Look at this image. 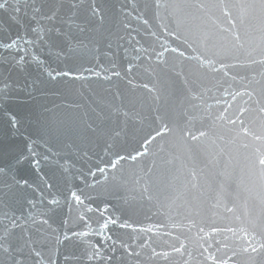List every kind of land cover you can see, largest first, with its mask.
Wrapping results in <instances>:
<instances>
[{
    "label": "snow or ice",
    "instance_id": "6c2138e0",
    "mask_svg": "<svg viewBox=\"0 0 264 264\" xmlns=\"http://www.w3.org/2000/svg\"><path fill=\"white\" fill-rule=\"evenodd\" d=\"M0 264H264V0H0Z\"/></svg>",
    "mask_w": 264,
    "mask_h": 264
},
{
    "label": "water",
    "instance_id": "95a60500",
    "mask_svg": "<svg viewBox=\"0 0 264 264\" xmlns=\"http://www.w3.org/2000/svg\"><path fill=\"white\" fill-rule=\"evenodd\" d=\"M140 82H143V81H140ZM81 83L82 82L77 81V82L68 83L66 85L67 89L70 92V95H68L67 100H65L63 97H56V96L51 94V93H54L57 89L64 91L65 85H63V84H61V85L49 84L47 86V90H50L49 100L52 103H56V104H60L62 102L67 103L69 101H74L76 103L81 104L82 110H83L92 104L93 99L97 98L96 96H93V91H95V93H97L98 96H102L103 90L105 88L109 87V85L107 83H102V82L95 81V80L88 82V83H90L91 88H89L87 86V84H85V86L83 88H81ZM117 83L120 84V87L122 89H126V85L123 82L113 81V86L116 85ZM129 92L131 95L130 90H129ZM135 95L138 96V95H141V93L137 92V93H135ZM68 251H73V249L69 248Z\"/></svg>",
    "mask_w": 264,
    "mask_h": 264
}]
</instances>
